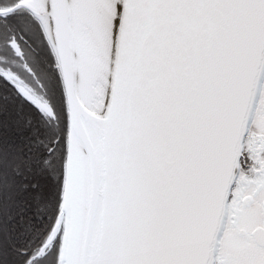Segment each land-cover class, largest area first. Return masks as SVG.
<instances>
[{
    "label": "snow or ice",
    "instance_id": "6c2138e0",
    "mask_svg": "<svg viewBox=\"0 0 264 264\" xmlns=\"http://www.w3.org/2000/svg\"><path fill=\"white\" fill-rule=\"evenodd\" d=\"M0 264H264V0H0Z\"/></svg>",
    "mask_w": 264,
    "mask_h": 264
}]
</instances>
